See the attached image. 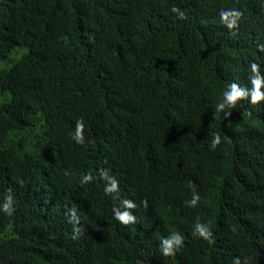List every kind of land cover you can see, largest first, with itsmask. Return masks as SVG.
Listing matches in <instances>:
<instances>
[{
  "label": "trees",
  "instance_id": "trees-1",
  "mask_svg": "<svg viewBox=\"0 0 264 264\" xmlns=\"http://www.w3.org/2000/svg\"><path fill=\"white\" fill-rule=\"evenodd\" d=\"M251 62L264 77V0H0V202L10 190L15 208L0 264H264V100L227 110L251 107V134L197 129L186 109L213 115L228 84L250 89Z\"/></svg>",
  "mask_w": 264,
  "mask_h": 264
},
{
  "label": "clouds",
  "instance_id": "clouds-1",
  "mask_svg": "<svg viewBox=\"0 0 264 264\" xmlns=\"http://www.w3.org/2000/svg\"><path fill=\"white\" fill-rule=\"evenodd\" d=\"M173 13L177 15L178 19L184 20L186 19V14L181 11L177 7H173L171 9ZM222 21L227 22V27L229 29L235 28L237 26V21L240 17V12L236 10H222L220 13ZM249 71L256 73L255 77H248L249 82L251 83L252 87L246 88L242 87L239 84L232 82L228 84L225 89L222 91L220 98L218 99L214 114L211 115L204 107H197L195 106V110L191 108H186L190 112L192 122L197 125V129L199 128H208L210 124L215 125L219 121H222L224 127L227 125L230 126V122H233L236 126V132L234 135H241V134H251L250 130L253 128V123L250 121V110L251 104L256 106L258 102L264 100V91H261L262 86H264V77L259 75V66L255 62H251L249 65ZM247 98L249 100V106H251L245 112H232L230 113L227 110H232L235 108L237 102L241 99ZM223 112L224 114L217 115ZM83 129L84 124L82 120H77L75 122V127L72 133V139L77 144L84 143V136H83ZM221 142V137L219 134H216L212 140L210 145L211 149H215L216 145ZM239 154V149H236L234 153ZM90 175H84L82 178V182H87L91 180ZM117 182L115 179H112L111 182L105 187V192L111 194L117 190ZM200 197L193 192L192 198L186 203L190 206H195L197 201ZM14 201L13 196L9 190V194L6 195L2 202H0V212L5 213L6 215H12L15 211L14 208ZM136 205L132 200L124 199L121 201L120 206L113 209V214L115 218L121 222L122 224H129L134 223L136 217L129 211L130 209L134 208ZM71 215L75 217V210H71ZM70 222L76 224L78 223V218L75 220H70ZM235 230V229H233ZM80 233V229L77 227L73 228V239H76ZM193 235H199L205 239L211 237V229L207 224L197 223L195 225V229L193 231ZM161 243V251L164 256L173 255L177 248L182 246L183 244V237L178 232H173V235L167 239L166 234L160 238L159 242ZM233 264H240V258L235 257L233 260ZM245 264H247V260H245Z\"/></svg>",
  "mask_w": 264,
  "mask_h": 264
},
{
  "label": "bare ground",
  "instance_id": "bare-ground-1",
  "mask_svg": "<svg viewBox=\"0 0 264 264\" xmlns=\"http://www.w3.org/2000/svg\"><path fill=\"white\" fill-rule=\"evenodd\" d=\"M204 2V1H203ZM206 3V2H205ZM168 4V3H167ZM189 5V4H188ZM197 5V4H196ZM205 6V5H204ZM176 7V6H175ZM167 11V10H166ZM185 21V20H184ZM186 22V21H185ZM172 25V24H171ZM179 25V24H178ZM164 26V25H163ZM188 26V25H187ZM166 35H168V34H166ZM176 38H178V37H176ZM175 49V48H174ZM243 67V66H242ZM141 86V85H140ZM246 86V85H245ZM261 123V122H260ZM11 124V123H10ZM3 129V128H2ZM2 132V131H1ZM230 144H231V142H230ZM226 156V155H225ZM223 163V162H222ZM96 184H98V183H96ZM97 187V186H96ZM64 190V189H63ZM227 210V209H226ZM225 210V211H226ZM22 234V233H21ZM21 242V241H20ZM24 245V244H23ZM35 246H37V244L35 245ZM39 247V246H38ZM69 251V250H68ZM47 253V252H46ZM69 253V252H68ZM64 254V253H63ZM66 255V254H65ZM68 255V254H67ZM66 255V256H67ZM5 256V255H4ZM22 256V255H21ZM20 260V259H19ZM64 260V259H63ZM217 260V259H216ZM45 261V260H44ZM17 263V262H16ZM57 264V263H56ZM59 264V263H58Z\"/></svg>",
  "mask_w": 264,
  "mask_h": 264
}]
</instances>
